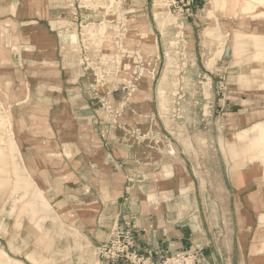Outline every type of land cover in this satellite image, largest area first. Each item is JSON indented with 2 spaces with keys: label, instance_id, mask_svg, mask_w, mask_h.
<instances>
[{
  "label": "crops",
  "instance_id": "0c3cea01",
  "mask_svg": "<svg viewBox=\"0 0 264 264\" xmlns=\"http://www.w3.org/2000/svg\"><path fill=\"white\" fill-rule=\"evenodd\" d=\"M66 1L0 0V91L26 182L19 191L30 197L28 216L0 236V264H111L100 247L127 223L151 262L199 249L201 264H264V48L220 72L227 114L214 162L211 130L198 154L190 132L102 101L79 66L73 20L61 19ZM191 1L193 16L172 25L182 38L264 41L250 23L257 4L243 0L252 19L242 24L224 15L228 0ZM120 4L149 28L150 0Z\"/></svg>",
  "mask_w": 264,
  "mask_h": 264
},
{
  "label": "rangeland",
  "instance_id": "374dc122",
  "mask_svg": "<svg viewBox=\"0 0 264 264\" xmlns=\"http://www.w3.org/2000/svg\"><path fill=\"white\" fill-rule=\"evenodd\" d=\"M123 1H66L67 9L61 19L73 20L74 27L70 30L75 32L73 38L80 39L83 49L78 59L82 71L91 76V82L100 85V97H103L102 101L106 100V105L110 97L117 106L124 104L123 112L118 106V112L124 116L137 113L156 115L164 120L166 130L176 127L174 130L190 132L198 154L203 152L205 131L211 130L214 162H220L219 148L216 147L222 126L220 120L227 114L226 103L222 101L225 100L227 81L220 72L227 65L251 62L258 47L253 40L243 44L238 38H182L184 28L174 30L175 37L168 38L174 36L173 24L180 26L191 16L176 15L169 8L168 0H150L154 14H151L148 28L140 17H136L138 13L125 16L120 4ZM235 2L234 7L226 8L224 15L233 19L239 17L242 24L249 22L251 15L244 16V11L241 12L243 0ZM256 4L258 8L254 14L264 11V4H258V1ZM252 20L254 22L250 23L255 25L259 21ZM52 25L55 26L54 23ZM190 41L197 42L192 45ZM8 111L0 91V114L3 118L0 123V236L15 230L21 216H28L23 210L30 200L19 191L24 190L26 182L19 177L21 172L14 170L20 165V156ZM207 118L211 121L208 122ZM154 127L160 130L156 123ZM187 145L192 147L190 142ZM259 157L264 159V153ZM26 176L22 177L28 180L29 176ZM4 182L8 184L4 186ZM45 206L49 208L46 201Z\"/></svg>",
  "mask_w": 264,
  "mask_h": 264
},
{
  "label": "built area",
  "instance_id": "2783aa9c",
  "mask_svg": "<svg viewBox=\"0 0 264 264\" xmlns=\"http://www.w3.org/2000/svg\"><path fill=\"white\" fill-rule=\"evenodd\" d=\"M169 8L179 16H192L191 0H168ZM135 226L131 223L119 227L112 233L110 240L99 250V257L111 264H201L200 251L178 253L172 257L162 258L151 262L149 258L140 254L136 245Z\"/></svg>",
  "mask_w": 264,
  "mask_h": 264
},
{
  "label": "bare ground",
  "instance_id": "6f19581e",
  "mask_svg": "<svg viewBox=\"0 0 264 264\" xmlns=\"http://www.w3.org/2000/svg\"><path fill=\"white\" fill-rule=\"evenodd\" d=\"M232 1L233 0H228L227 2V7H229L231 4H232ZM250 1H253V4L256 5V2L258 1V4H264V0H250ZM112 2V0H111ZM113 3V2H112ZM118 3H119V0H118ZM117 3V4H118ZM111 4V3H110ZM112 6V5H110ZM256 7V6H255ZM12 8V7H11ZM252 16V15H251ZM253 19H258L259 21L257 22L256 24V28L257 30H264V21L261 20V18H264V11L258 13V14H255L252 16ZM141 23V22H140ZM257 45V47H261V48H264V41L262 42H259L261 40H263L262 38H256L255 40L253 38H251ZM3 122V118H2V115L0 114V123ZM52 156V155H51ZM32 205L31 204H28L27 207H31Z\"/></svg>",
  "mask_w": 264,
  "mask_h": 264
}]
</instances>
